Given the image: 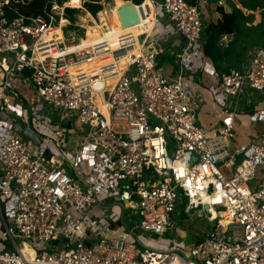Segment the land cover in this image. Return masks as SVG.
I'll use <instances>...</instances> for the list:
<instances>
[{
	"label": "built area",
	"instance_id": "2783aa9c",
	"mask_svg": "<svg viewBox=\"0 0 264 264\" xmlns=\"http://www.w3.org/2000/svg\"><path fill=\"white\" fill-rule=\"evenodd\" d=\"M133 6L138 37L112 45L104 26L83 45L86 21L66 10L103 25L83 0L12 17L0 0V264H264V109L250 115L252 141L235 144L246 97L264 94V49L218 73L204 55L209 0ZM105 55L97 71H71ZM190 76L219 109L216 125H198ZM52 110L73 120L60 127ZM198 210L209 230L187 258L164 236Z\"/></svg>",
	"mask_w": 264,
	"mask_h": 264
},
{
	"label": "rangeland",
	"instance_id": "374dc122",
	"mask_svg": "<svg viewBox=\"0 0 264 264\" xmlns=\"http://www.w3.org/2000/svg\"><path fill=\"white\" fill-rule=\"evenodd\" d=\"M59 3H62L64 0H57ZM217 0H210V3L212 4V6L214 7L216 4ZM224 2V4L226 3V5L228 6V9H233V8H237L240 9L244 15V20L241 22V26H242V31L241 34L239 35L238 38V42H237V50L239 52H243L244 51V55L247 54L246 57L249 56L250 51H252V46H260L263 44L264 41V11L262 10L263 6H262V0H256L254 5L252 4L251 0H222ZM259 5H258V2ZM244 2L246 4H248L249 6H254L253 9H250L249 6H245ZM257 2V3H256ZM103 5V10H105L107 12L106 14V20L108 25H112V19L113 17L116 15L117 13L112 12V9L114 10L113 5H114V0H109L108 2H104L102 3ZM217 6V5H216ZM215 6V7H216ZM102 10V11H103ZM78 14V18L75 19V21L77 23H82L83 21H86L85 25L86 27H90V24L87 23L88 20H90L89 16H87V14H85V12H81V13H77ZM83 20V21H82ZM89 25V26H88ZM81 34V36H83V32H79ZM67 37V36H66ZM88 37V34L86 33V37L85 39ZM225 44V42H223ZM243 55V56H244ZM231 69H238L236 67L231 68ZM112 78V77H110ZM193 83H194V87H197V81L196 78H194L193 76H190L189 78ZM201 88V87H200ZM196 90V88H194ZM198 91H200L198 89ZM196 90V100L199 103H203L204 101H207L208 96L205 95V92L201 89V93L198 92ZM250 93H252V97H246L248 98L246 100V103H248L245 107L244 110L249 111V110H254V108H260V109H264V94H263V98L262 95L259 96L258 98L255 97V92L250 91ZM211 98V97H209ZM248 101V102H247ZM202 104V106H203ZM254 107V108H253ZM247 113V112H246ZM47 115L52 118L53 122L56 124H59L60 127H66V123L68 122V120H73V118L71 116H63L64 120L66 118V120L63 122H60V112L57 110H52L51 114ZM249 122V121H248ZM244 125L247 126L248 123H246V121H243ZM238 134V133H236ZM238 137V136H237ZM173 148V144H170V149ZM175 219L177 221H181L179 224H177V226H179L181 229L186 230V237L185 239H181L179 237H176L175 234L173 233H168L165 234V238L167 239H174L177 242H181L183 241L187 247L186 251L183 253V255L185 257H190L191 256V247L194 246V244L200 242L203 239V236L205 234L206 231L209 230V224L206 222V217L205 214L201 211L198 210L196 212L191 213L190 215H176ZM4 229L2 227V221L0 218V230Z\"/></svg>",
	"mask_w": 264,
	"mask_h": 264
},
{
	"label": "trees",
	"instance_id": "16d2710c",
	"mask_svg": "<svg viewBox=\"0 0 264 264\" xmlns=\"http://www.w3.org/2000/svg\"><path fill=\"white\" fill-rule=\"evenodd\" d=\"M108 1L109 0H83V8L92 16H96V14L99 12L106 13V11L103 10L102 2ZM143 1L144 0H114V5L112 8H115L118 11L124 6H131L133 4L139 5ZM185 1L189 4L196 3V0ZM255 1L256 0H251L253 5ZM9 2L12 11H8V16L12 17L14 11L28 16L40 12L45 3V0H9ZM147 4L148 3H146L145 6H147ZM244 5L246 7L249 6L245 2ZM253 5L249 6V8L253 9ZM263 5L264 2H262V6ZM217 11L221 15V19H219L215 23L211 22L205 27L204 55L212 62V65L216 72L223 73L229 72L231 68L234 67L239 69L244 61V51L239 52L236 46L239 35L242 31L241 22L245 17L242 11L237 8H233L230 13H226L222 7L217 8ZM66 12L69 15L78 13L76 10L69 9H67ZM74 20L75 19L71 16V21L73 22ZM111 28L113 31H115V28H113V26H111ZM101 34H103V32L98 27L97 31L88 34L87 38L91 39V36H100ZM228 36L232 37V40L226 46H223L221 40L222 38ZM262 47L264 48V41Z\"/></svg>",
	"mask_w": 264,
	"mask_h": 264
},
{
	"label": "crops",
	"instance_id": "0c3cea01",
	"mask_svg": "<svg viewBox=\"0 0 264 264\" xmlns=\"http://www.w3.org/2000/svg\"><path fill=\"white\" fill-rule=\"evenodd\" d=\"M218 1L219 0L216 1L215 6L217 5ZM126 2H129V1H126ZM210 5H211V14H212V21L211 22L215 23L219 19H221V15L217 11V8H219V6L213 7L211 3H210ZM227 7L228 6L226 5V3L224 4V6H222V8L224 9V11L226 13H230L232 10L228 9ZM114 12L117 13L118 11L114 8ZM105 16H106V13L100 12L99 17H101V21L103 22V20H104L105 25L111 30L112 33L118 34V35L133 33L135 37H138L141 34L140 31H142V30H139L138 27L135 25L131 26L129 28H123L118 16H116V15L112 19V25L111 26H113V28H115V31H113L111 26L108 25ZM149 28H150V26H148L146 30L148 31ZM231 40H232V37H229V36L224 37V39L222 38L221 43L223 44V46H226ZM223 42H225V44ZM166 46H183V42L178 41L177 43H170V44H167ZM258 47L263 48L262 45L252 46V51ZM252 51H250V53ZM247 54H245L244 59L246 58ZM158 61L163 66V68L167 74H171L172 72L175 71V66L173 65L172 58H171L170 54L166 53V54L159 55ZM195 88L197 91H198V89L200 91L202 89L205 92V95L208 96V99H207V101H204V104L200 103V105H199V103L197 102L199 105V109L197 112V121H198L197 123H198V125H200L202 127H209L212 125H216L219 121V114H218V113H220L219 109L216 106H214L213 101H212V97L206 89H204L199 84H197V87H195ZM200 91H198V92H200ZM209 97H211V98H209ZM255 97L258 98L259 95L255 94ZM261 98H263V95ZM202 104H203V106H202ZM252 113H253V110H249V111H246L244 109L242 110V114H240V116L238 118V124H237L238 127L236 130L238 133L237 134L238 137H236L235 144H237V145L249 144L252 141L253 136L248 132V124H249L248 121H249L250 115ZM243 121H246V123H248L247 126L244 125ZM90 166H91V164L88 161L83 163V169L86 171L89 170ZM180 222L181 221H177L178 224ZM184 232H185V234L187 233L186 230H183L179 227V230L177 232H173V234H175L176 237H179L181 239H185L186 236H185Z\"/></svg>",
	"mask_w": 264,
	"mask_h": 264
},
{
	"label": "bare ground",
	"instance_id": "6f19581e",
	"mask_svg": "<svg viewBox=\"0 0 264 264\" xmlns=\"http://www.w3.org/2000/svg\"><path fill=\"white\" fill-rule=\"evenodd\" d=\"M112 12H114V10L112 9ZM106 14H107V12H106ZM88 16V15H87ZM101 18V17H100ZM106 21V20H105ZM84 22V21H83ZM82 22V23H83ZM102 22V21H101ZM102 26L101 25H99V24H97V25H93L92 27L90 26V27H87V29H86V33L87 34H91V32H94V31H97V28L99 27V29H101V31L103 32V34H104V30H103V28L102 27H104V26H106L105 25V23H104V20H103V22H102ZM109 29V28H108ZM109 34H112V36H113V38L110 40V43H112L113 42V40H115L116 38H117V36H118V34H114V33H112L111 32V30L109 29ZM86 33H85V37H86ZM107 35H105V37H106ZM99 36H91V39H88V38H86V39H84V43H83V45H86V44H88L92 39H95V38H98ZM112 45H114L113 43H112ZM112 59H111V55H105V56H103V57H101V58H97V59H95V60H93V61H91V62H85V63H83V64H81V65H75V66H72V68H71V71H73L75 68H77V67H80V68H82L84 71H86V72H92V71H97L98 69H99V67L101 66V65H103L104 63H108V62H110ZM116 69H117V71L119 72V74H121V72H122V70L124 69L121 65H117V67H116ZM117 78H110V77H108L107 78V80H106V82H105V84H106V88H107V90H110V88L112 87V85L114 84V80H116ZM108 92V91H107ZM101 104V103H100Z\"/></svg>",
	"mask_w": 264,
	"mask_h": 264
},
{
	"label": "water",
	"instance_id": "95a60500",
	"mask_svg": "<svg viewBox=\"0 0 264 264\" xmlns=\"http://www.w3.org/2000/svg\"><path fill=\"white\" fill-rule=\"evenodd\" d=\"M117 14L123 28H129L139 23L137 11L133 5L120 8ZM142 39L140 37L139 42H142ZM205 209H207L206 206L203 207V210Z\"/></svg>",
	"mask_w": 264,
	"mask_h": 264
}]
</instances>
